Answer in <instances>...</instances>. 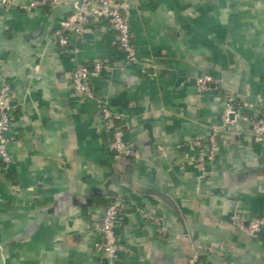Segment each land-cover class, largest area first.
I'll return each instance as SVG.
<instances>
[{"label": "crops", "instance_id": "1", "mask_svg": "<svg viewBox=\"0 0 264 264\" xmlns=\"http://www.w3.org/2000/svg\"><path fill=\"white\" fill-rule=\"evenodd\" d=\"M32 1L0 6V86L12 87L15 121L0 176V264H95L92 222L116 198L125 214L115 264H190L194 243L211 241L227 255L206 264H264V232L252 239L230 220L264 211V143L249 121H221L227 91L248 117L264 116V0H127L135 63L105 22L63 53L53 33L78 0L26 10ZM95 60L106 67L92 80L96 98L79 100L73 71ZM206 75L211 90L198 92ZM100 101L139 158L115 160ZM217 127L213 175L198 186L193 143ZM140 207L157 210L166 238Z\"/></svg>", "mask_w": 264, "mask_h": 264}, {"label": "built area", "instance_id": "2", "mask_svg": "<svg viewBox=\"0 0 264 264\" xmlns=\"http://www.w3.org/2000/svg\"><path fill=\"white\" fill-rule=\"evenodd\" d=\"M11 3L12 0H0V6ZM67 4L66 0H33L26 10H38L45 7L57 8ZM101 22L107 23L110 29L118 34V49L125 55V60L128 63H135L137 50L133 44L127 0H78L74 3L73 13L59 22L53 36L61 51L67 53L70 51L73 36L76 39H82L93 23ZM105 70V64L100 60H95L91 66L83 64L75 66L72 74L73 96L83 101L95 99L96 92L92 86V80L102 75ZM213 83V78L209 75L199 78L196 84L198 92L210 91ZM12 94L13 90L10 84L4 83L0 86V176L3 168L12 164L9 152V144L13 139L12 133L15 126L11 105ZM224 96L225 102L221 114L222 125L226 127L236 120H247L250 122V132L254 143H264V116L250 118L246 115L243 103L237 96L228 91ZM97 119L105 133L111 137L110 149L115 160L139 158V150L124 140V131L118 125L121 116L113 112L107 103L101 101L98 103ZM220 128H215L207 140L197 139L193 143L197 150L193 164L198 171V186L213 175L211 166L216 161L222 141ZM124 209V202L120 198H116L112 205L103 209L99 217L92 222V228L97 235L95 251L98 260L95 264H115L120 260L123 245L118 228L123 223ZM138 211L146 220L157 225L160 238H166L167 229L155 208L140 207ZM230 220L241 233L252 239H258L264 232V211L260 216L254 218H248L243 213L236 211L230 216ZM226 255L227 248L224 242L211 241L208 244L195 242L190 264H198L205 256L224 258Z\"/></svg>", "mask_w": 264, "mask_h": 264}, {"label": "trees", "instance_id": "3", "mask_svg": "<svg viewBox=\"0 0 264 264\" xmlns=\"http://www.w3.org/2000/svg\"><path fill=\"white\" fill-rule=\"evenodd\" d=\"M249 117H250V118H254V117H252V116H250V115H249ZM259 117H262V116H259ZM125 159H127V160L129 159V160H130L131 158H124V159H122V160H125ZM114 200H115V199H114ZM114 200L108 202V203L106 204V208H108L109 206H111L112 203L114 202ZM198 264H206L205 261H204V258H201V260L199 261Z\"/></svg>", "mask_w": 264, "mask_h": 264}, {"label": "water", "instance_id": "4", "mask_svg": "<svg viewBox=\"0 0 264 264\" xmlns=\"http://www.w3.org/2000/svg\"><path fill=\"white\" fill-rule=\"evenodd\" d=\"M93 196V193H90V198ZM105 262L107 263L108 260L106 259Z\"/></svg>", "mask_w": 264, "mask_h": 264}]
</instances>
